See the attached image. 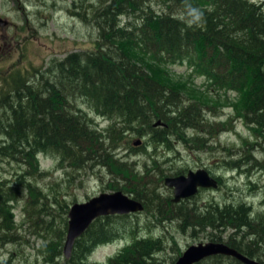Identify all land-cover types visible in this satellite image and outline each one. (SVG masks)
<instances>
[{
    "label": "trees",
    "instance_id": "1",
    "mask_svg": "<svg viewBox=\"0 0 264 264\" xmlns=\"http://www.w3.org/2000/svg\"><path fill=\"white\" fill-rule=\"evenodd\" d=\"M152 3L164 8L155 11ZM193 8L201 14L199 20L190 14ZM177 10L180 13L175 12ZM129 15L133 18L122 24L120 16ZM135 17L136 22L133 20ZM92 20L98 32L94 50L72 52L53 62L48 70L54 77L41 74L36 81L21 74L12 80L8 75L1 77L0 82L7 89L0 97V108L3 113H9L7 117L0 116V135L6 141L0 144V158L19 162L25 170L12 184L5 183L9 180L0 183V245L14 240V203L23 204L25 222L36 229H43L45 234L51 232L46 217L54 212V206L60 207L65 215L68 212L71 203L69 205L65 198H61L57 191L58 183L49 182L46 193L39 185L50 174L40 169L37 156L52 153L60 156L59 164L65 166L66 163L76 171L106 168L116 181L108 189L124 191L152 212L156 210H152L149 204L156 202L157 208L165 207L173 219L179 220L183 231H209V240L222 241L264 264L260 248L248 249L233 238L247 230L244 236L250 233L264 240V218H250L252 205L214 207L210 204L198 213L197 208L191 210L182 203H170L169 208V202L160 203V197L148 191L150 188L155 191L156 184L163 182L164 171L158 167L154 170L156 173L153 172L155 178L149 179L147 166L143 168L142 175L134 170V163L121 161L116 153L126 142L128 144V130H134L136 126L145 128L137 134L147 133V143L169 144L175 139L191 140L205 146L208 137L203 125L214 126L208 123L205 110H211L215 105L209 104L207 97H214V93L212 97L207 92L200 96L197 93L200 89L186 78L190 74L169 73L168 65L184 61L198 74H206L219 90L225 87L234 92L231 104L234 114L256 138L262 139L260 142L246 141L243 147L264 151L262 5L249 0H99L97 6L92 5ZM216 97L212 101L229 104L226 97L221 99L219 93ZM77 98L83 99V103L97 116L107 120V126L98 130L89 114L77 105L73 110L65 109L70 105V99ZM157 120L166 126H153ZM187 129L199 133L200 137L188 139ZM131 144L129 148L132 150L139 146L133 145V141ZM259 160L252 155L250 159L237 163L245 164L249 169L257 166L264 170V160ZM237 163L225 162L228 167L236 169ZM136 179L140 182L136 183ZM134 181L136 184L131 186ZM118 183H122L121 186H117ZM158 211L159 220L166 219ZM65 215L54 237L41 244L45 263L85 264L97 246L121 237L122 230L113 222L118 219L125 221L127 217L107 215L93 220L75 239L70 257L66 258L63 255L67 231ZM229 229L232 233L224 240L223 234ZM131 231L129 228L128 233ZM167 248L161 236H137L133 233L131 241L107 257L105 264H164L158 254ZM173 249H177L176 242L170 246V250ZM177 250L176 258L181 254ZM176 258L171 262L174 263ZM195 264L242 263L231 256L212 255Z\"/></svg>",
    "mask_w": 264,
    "mask_h": 264
},
{
    "label": "rangeland",
    "instance_id": "2",
    "mask_svg": "<svg viewBox=\"0 0 264 264\" xmlns=\"http://www.w3.org/2000/svg\"><path fill=\"white\" fill-rule=\"evenodd\" d=\"M249 1L262 5L264 9V0ZM82 2L81 0H0V18L7 23L6 25H0V81L4 75H8L9 80L17 79L19 74L35 81L40 78L41 74L54 77L52 72L48 70L53 62L56 63V61L64 59L72 52L94 50L98 32L97 26L92 20V5L97 6L99 0H87L81 6ZM151 7L158 12L164 8V6L157 3H152ZM77 12L82 15H75ZM175 12L180 13L179 10ZM182 14H179V16H182ZM132 18V15L120 16V22L123 24ZM136 19L137 17L133 20L136 22ZM168 69L169 73L190 74L189 76L186 75V78L192 80L195 88L201 90L196 88L198 95L201 96L207 92L212 97L214 93V97H207L209 104L215 105L211 106L212 111L205 110L208 123L214 125L213 128L209 127L208 124L203 125L207 133L206 137H208L205 146L202 147L200 143L191 140L183 142L175 139L169 144L147 143L149 139L147 133H144V135L137 134L145 128L136 126L134 130H128V144L126 142L116 152L118 158L121 161L134 163V170L141 172L142 175L143 168L147 166L150 170L149 179L150 177L155 178L153 172L156 173V171L154 170L159 168L163 170L166 174L163 182L156 184L155 191H152L150 185H148L150 188L148 191L155 192L160 197V203L169 202V208L171 203V196L169 195H172V189L164 184L165 177L179 175L176 173L187 169L205 168L211 175L218 178L220 187L200 190L194 198L182 203L185 207L191 210L197 208L198 213L210 204V206L222 207L244 203L248 206L252 205L251 219L255 220L257 216L260 219L264 218V170L257 166L249 169L244 166L245 164H239L240 161L250 159L252 155L261 161L264 160L263 149L243 147L246 141L260 142L262 139L256 138L250 128L244 125L241 118L234 114L231 106L235 97L234 92L225 87L219 90L213 80H208L206 74H198V71L196 72L194 68H190L186 61L168 65ZM8 84H11V82L8 81ZM6 89V85L0 82V97ZM216 93L220 94L221 99L225 100L226 97L229 104L223 105L221 101H212L213 98H217ZM74 105L89 114L98 130L107 126L108 121L97 116V113L83 103V99H70V105H66L65 109L68 111L73 110ZM7 113H3L0 109V116L5 115L7 117ZM1 128L0 126V134H2ZM214 128L217 131H214ZM209 130H211V133H209ZM185 131L188 139L192 137L193 140L200 137L199 133L197 134L191 129ZM135 139H141L142 141L137 149L132 150L129 148V144L132 146L131 141ZM3 141H5V137L0 135V144H3ZM142 142L146 143L142 144ZM262 144L264 145V141ZM37 157L40 169L50 174L45 182L39 183L43 192H48L50 185L47 184L49 182L58 183L57 191L62 199L67 200L69 205L70 203L88 200L103 191L117 190L107 188L116 181H113L114 177H111L106 168L95 167L76 171L73 167L67 166L66 163L65 166L59 164L60 156L58 154L41 153ZM226 161L239 162L237 163L239 166L237 169L228 167L225 164ZM156 163L159 166H156ZM24 168L19 162H11L0 158V183L9 180L5 183L12 184L17 176L25 170ZM138 182L140 181L136 179V183ZM133 183L135 181L132 182L131 186H134ZM121 184L118 183L117 186H121ZM154 204H149L152 210L165 209L161 210V213L158 211V214L166 219L159 220L156 211L152 212L146 209L128 214L125 221L122 219L115 220L114 225L122 230L121 237L97 246L87 257L85 264H105L107 257L117 253L126 243L131 241L133 233L137 236H161L168 245L166 250L158 254L164 264H174L171 260L176 258L177 249L182 253L190 244L209 240L207 236L209 231L198 232L191 229L183 231L179 225V220L173 219L169 210L162 206L157 208L155 206L157 203ZM13 205L12 213L16 222V228L13 229L15 236L11 243L0 245V264L2 262L7 264H51L43 262L40 251L41 244L45 240L54 237L55 230L59 227L65 215L64 211H61L60 207L54 206V212L46 217L51 232L45 234L43 229H36L29 222H25L27 218L22 210L23 204L14 203ZM65 216L67 217V212ZM129 228H132V231L128 233ZM246 231L243 230L240 234L237 233L233 238L248 249L257 250V248H260V254L264 255V240H260L255 234L248 233L244 236L243 233ZM194 233H197V236H194ZM231 233V229L224 232V240H227ZM172 242H176L177 249H173L174 251L170 250ZM257 242L259 243L257 244ZM179 255L181 254L179 253ZM60 262H63V260L60 259Z\"/></svg>",
    "mask_w": 264,
    "mask_h": 264
},
{
    "label": "water",
    "instance_id": "3",
    "mask_svg": "<svg viewBox=\"0 0 264 264\" xmlns=\"http://www.w3.org/2000/svg\"><path fill=\"white\" fill-rule=\"evenodd\" d=\"M6 21L0 18V25H6ZM166 126L160 120L154 122L153 126ZM141 139L133 141V145H139ZM164 184L173 189V201L193 196L199 187L217 188L218 180L212 177L206 169L199 168L196 171L190 170L186 175L179 174L167 176ZM143 205L130 195L121 190L103 191L82 202H74L69 206L67 212V231L63 244V255L70 257L74 241L89 225L100 216L124 215L143 210ZM231 256L242 264H262L261 262L248 257L237 249L227 245L222 241L197 242L190 244L177 257L174 264H195L198 261L212 256Z\"/></svg>",
    "mask_w": 264,
    "mask_h": 264
},
{
    "label": "flooded vegetation",
    "instance_id": "4",
    "mask_svg": "<svg viewBox=\"0 0 264 264\" xmlns=\"http://www.w3.org/2000/svg\"><path fill=\"white\" fill-rule=\"evenodd\" d=\"M197 169H199V168H197ZM190 170H191V169H187L186 171H185V170H184V171H179V172L176 173V174H187ZM192 171H196V169H195V170H192ZM209 173H210V172H209ZM210 174H211V173H210ZM212 176H213V175H212ZM171 189H172V188H171ZM203 189H207V188L199 187L197 193L200 192V190H203ZM171 191H172V195L170 194V196H171L170 201H171L172 204L185 203V202L191 200L192 198H194V197L196 196V194H197V193H196V194L193 195V196H190V197H187V198H183V199H180V200L174 202V201H172V199H173V189H172ZM144 210H146V209L144 208ZM125 215H128V214H125Z\"/></svg>",
    "mask_w": 264,
    "mask_h": 264
},
{
    "label": "clouds",
    "instance_id": "5",
    "mask_svg": "<svg viewBox=\"0 0 264 264\" xmlns=\"http://www.w3.org/2000/svg\"><path fill=\"white\" fill-rule=\"evenodd\" d=\"M196 20L200 19L201 14L198 12L197 9L193 8L191 9V13H190Z\"/></svg>",
    "mask_w": 264,
    "mask_h": 264
},
{
    "label": "bare ground",
    "instance_id": "6",
    "mask_svg": "<svg viewBox=\"0 0 264 264\" xmlns=\"http://www.w3.org/2000/svg\"><path fill=\"white\" fill-rule=\"evenodd\" d=\"M0 109H2V108H0ZM160 126H162V125H160ZM155 127H157V126H155ZM2 133V132H1ZM182 141V140H181ZM189 141V140H188ZM184 142V141H183ZM141 144V143H140ZM139 144V145H140ZM191 149V148H190ZM195 149V148H194ZM260 161V160H259ZM218 186H220V183L218 182ZM163 199V198H162ZM156 203V202H155ZM174 207V206H173ZM195 209V208H194ZM65 257V256H64ZM263 264V263H262Z\"/></svg>",
    "mask_w": 264,
    "mask_h": 264
}]
</instances>
